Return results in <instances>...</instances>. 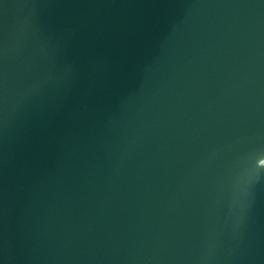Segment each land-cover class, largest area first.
I'll list each match as a JSON object with an SVG mask.
<instances>
[{"label":"water","instance_id":"water-1","mask_svg":"<svg viewBox=\"0 0 264 264\" xmlns=\"http://www.w3.org/2000/svg\"><path fill=\"white\" fill-rule=\"evenodd\" d=\"M0 264H264V0H0Z\"/></svg>","mask_w":264,"mask_h":264}]
</instances>
